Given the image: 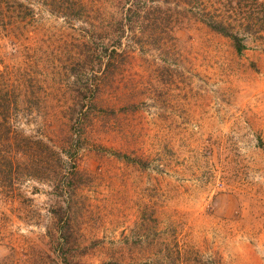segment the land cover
Here are the masks:
<instances>
[{"label": "rangeland", "instance_id": "rangeland-1", "mask_svg": "<svg viewBox=\"0 0 264 264\" xmlns=\"http://www.w3.org/2000/svg\"><path fill=\"white\" fill-rule=\"evenodd\" d=\"M263 142L264 0H0V264H264Z\"/></svg>", "mask_w": 264, "mask_h": 264}, {"label": "trees", "instance_id": "trees-1", "mask_svg": "<svg viewBox=\"0 0 264 264\" xmlns=\"http://www.w3.org/2000/svg\"><path fill=\"white\" fill-rule=\"evenodd\" d=\"M207 23H208V25L211 26L212 29H214V30H216V31H218V32L230 37L232 39V41L234 42V46H235V48H236V50L238 52H242L245 49L246 45L244 43V37L241 36L238 32H235L233 30L231 32V29L228 26H226L222 22H218V20H215V19H209V22L207 21ZM104 52L107 53L106 51H104ZM94 54H95V52H94ZM109 55L110 56L113 55L115 57V56H117L119 54H118L117 50H111ZM22 143H24L25 146L28 149H33L29 153V157L31 156V158H33L31 160L29 159V164H30V162H31V164L34 163L35 162L34 160L38 158L39 151L41 150V148H43L42 146L46 147L47 152H49L50 156H57V154H59L57 148H53L52 146H50L47 143H45V141H41V140H38V139L35 141V140H32L31 138L29 139V138L26 137V138H24V141ZM31 143H33V144L36 143V144L31 146L30 145ZM12 145H13V148H14V144H12ZM72 145L70 146V149L72 148ZM64 149H65V151H67L66 147ZM73 151H72L73 154L76 155L77 149H74ZM30 169H32V166H29V172H30V175H34L35 176L34 172H31Z\"/></svg>", "mask_w": 264, "mask_h": 264}]
</instances>
